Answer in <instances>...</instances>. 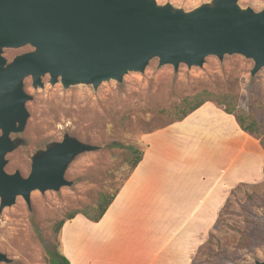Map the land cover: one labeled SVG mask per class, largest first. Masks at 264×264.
Listing matches in <instances>:
<instances>
[{"label":"rangeland","instance_id":"obj_1","mask_svg":"<svg viewBox=\"0 0 264 264\" xmlns=\"http://www.w3.org/2000/svg\"><path fill=\"white\" fill-rule=\"evenodd\" d=\"M158 6L188 14L216 0H154ZM241 11L264 12V0H236ZM26 44L3 48L10 62L31 51ZM254 60L242 54L208 55L202 65L159 64L152 57L143 69L128 70L121 81L103 80L97 86L78 82L63 86L49 76L34 87L23 80L31 96L25 103L28 118L20 133H11L14 147L6 153L4 170L26 177L39 150L76 138L95 148L76 154L67 164L59 189L21 195L0 209V252L9 262L49 264L56 235L53 225L74 210L93 206L100 193H111L124 180L132 160L131 148L142 150L144 133L163 127L179 114L183 99L202 91L232 94L237 108L257 122L255 137L264 148V66L251 73ZM1 134V132H0ZM219 212L211 242L198 252L193 264H255L264 260V183L233 189ZM210 238V237H209Z\"/></svg>","mask_w":264,"mask_h":264},{"label":"water","instance_id":"obj_2","mask_svg":"<svg viewBox=\"0 0 264 264\" xmlns=\"http://www.w3.org/2000/svg\"><path fill=\"white\" fill-rule=\"evenodd\" d=\"M236 0H216L185 14L154 0H0V209L30 192L57 190L69 182L64 172L78 153L92 150L76 138H64L38 151L28 176L4 170V157L15 145L11 133L23 131L31 99L23 89L49 76L63 86H97L121 81L128 70L143 69L152 57L159 64L200 66L208 55L242 54L254 60L251 73L264 66V12L241 11ZM31 51L10 62L3 48L23 45ZM10 259L0 252V262ZM255 264H264V260Z\"/></svg>","mask_w":264,"mask_h":264},{"label":"crops","instance_id":"obj_3","mask_svg":"<svg viewBox=\"0 0 264 264\" xmlns=\"http://www.w3.org/2000/svg\"><path fill=\"white\" fill-rule=\"evenodd\" d=\"M143 155L99 221L60 229L69 264H191L231 191L264 181V148L207 101L146 132Z\"/></svg>","mask_w":264,"mask_h":264},{"label":"trees","instance_id":"obj_4","mask_svg":"<svg viewBox=\"0 0 264 264\" xmlns=\"http://www.w3.org/2000/svg\"><path fill=\"white\" fill-rule=\"evenodd\" d=\"M210 101L221 107L226 113L231 114L234 116L238 126L246 133L250 135H255V129L257 127V122L254 118L249 116L248 114L244 113L242 110L237 108L236 105V98L232 94H214L212 92L208 91H202L192 97H188L183 99L181 104L178 106L179 114L177 117L171 121L170 123L180 121L184 119L188 114L193 112L195 109L200 107L203 103ZM168 123V124H170ZM144 149V148H143ZM143 149L137 150L136 148H131L129 151L132 155V160H129V170L127 172L126 177L124 180L120 183L119 186H117L113 192L111 193H100L97 199V202L93 206H85L81 210H74L71 211L66 215V217L62 218L58 222H56L53 225V231L56 235V243L53 246V250L49 251L48 255V263L49 264H69L68 259L63 255L61 252V246H60V229L65 221L73 218L76 214L81 213L85 217H87L91 221H99L105 211L107 210L108 206L111 204L115 196L117 195L120 187L123 185L124 181L128 178V176L131 174L133 169L137 166L139 161L142 158L143 155ZM264 183V181L262 182ZM246 185L241 184L239 185ZM234 190L231 191V194H233ZM227 202L225 203V205ZM209 237L207 241L201 245L193 258L191 264H193L194 260L197 257L198 252L205 247L207 244L209 245L211 242V233L209 234Z\"/></svg>","mask_w":264,"mask_h":264}]
</instances>
